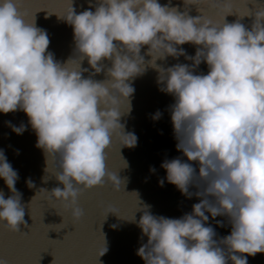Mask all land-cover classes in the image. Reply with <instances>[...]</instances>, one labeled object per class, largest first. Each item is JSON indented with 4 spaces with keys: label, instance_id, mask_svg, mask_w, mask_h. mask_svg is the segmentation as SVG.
<instances>
[{
    "label": "clouds",
    "instance_id": "clouds-1",
    "mask_svg": "<svg viewBox=\"0 0 264 264\" xmlns=\"http://www.w3.org/2000/svg\"><path fill=\"white\" fill-rule=\"evenodd\" d=\"M19 5L20 0H0V112L26 113L46 163L59 154L55 178L63 188H41L50 199L78 221L84 212L77 201L84 190L106 181L121 189L122 180L106 167V150L117 137L121 147L137 145V136L120 120L131 111L135 89L130 81L151 67L159 91L174 98L169 110L175 147L187 157L165 159L161 167L168 183L187 198L200 199L180 218L154 215L151 205L139 202V220L126 219L137 223L141 241L147 236L136 254L145 264H248V256L264 253V7L248 14L254 15L249 28L239 19L216 24L204 15L193 17L158 0H98L94 11L79 14L71 3L70 11L58 17L72 26L79 57L60 62L48 51L47 31L35 19L27 22ZM185 43L196 46L194 56L180 47ZM144 46L151 57L147 62ZM181 56L191 63H157ZM85 58L92 71L82 67ZM202 62L208 71L197 74ZM102 72L103 80L94 78ZM121 99L127 101L123 112ZM161 116L157 110L152 119ZM6 123L17 135L26 130L23 123ZM0 178L11 192L5 198L0 190V222L21 232V225L27 226L26 206L15 187L18 172L3 149ZM158 183L163 186L164 178ZM26 185L35 187L31 178ZM206 213L226 216L230 234L216 239ZM216 224L224 226L220 220ZM107 250L104 240L99 256ZM0 264L7 259L0 257Z\"/></svg>",
    "mask_w": 264,
    "mask_h": 264
},
{
    "label": "water",
    "instance_id": "water-1",
    "mask_svg": "<svg viewBox=\"0 0 264 264\" xmlns=\"http://www.w3.org/2000/svg\"><path fill=\"white\" fill-rule=\"evenodd\" d=\"M158 2L170 7L177 6L179 11H187L193 17L204 15L216 24H223L224 19L228 23L239 19L249 28L254 15L248 14H254L264 7V0H193L194 4L185 6L183 0ZM71 3L79 14L86 9L94 11L98 0H20L19 5L27 22L31 23L35 19L36 26L47 31L50 39L48 51L60 62L69 57H79L74 51L72 26L58 17L65 16L70 11ZM147 47L141 49L145 62L151 59L147 55ZM180 47L187 54L195 55V45L185 43ZM177 62L191 63L183 56L178 60L168 57L166 61H157L165 67ZM103 63L111 66L108 60ZM82 67L92 71L86 58L82 61ZM207 71V64L202 62L196 73L206 74ZM83 75L87 77L89 73ZM94 78L103 80L105 75L102 72ZM156 79L157 72L147 67L144 75L130 81L135 89L131 97V111L123 115L120 122L125 124V131L137 136V145L121 147V139L117 137L106 150V167L109 171L116 172L122 180L121 189L115 190L112 182L106 181L103 186L84 190L77 201L84 212L78 221L71 218L70 209L65 211L45 191L58 186L63 188L55 178V173L60 170L59 154L54 158L49 157L46 163L43 150L36 147L37 136L26 113L22 110L7 114L0 112V149L4 150L8 162L18 172L19 179L15 187L22 193L21 202L26 206L27 221V226L21 225V232H11L0 222V257L7 259L8 264H145L136 253L141 244L147 242V236L141 241L142 231L137 223L126 220L133 215L139 220L142 215L138 211L139 202L151 205L150 210L154 215L167 218H180L184 213L191 212L192 205L199 202L200 198L195 195L187 198L183 195L175 185L167 182L166 171L161 167L165 159L181 157L187 161V157L175 147L177 141L173 135L169 110L174 98L159 91ZM120 110H127V101L121 99ZM157 110L162 116L153 120L152 115ZM9 121L15 126L23 123L26 130L17 135L6 123ZM17 149L19 155L16 154ZM190 163L198 171L196 162ZM150 167H154L156 171L151 172ZM45 175L49 177L47 182L43 180ZM28 178L34 182V188L27 187ZM161 178H164L163 186L158 183ZM0 190L4 192L5 198L11 195L2 178ZM189 190L197 191L195 187H190ZM131 192H136L137 195ZM107 212L109 213L106 215ZM206 214L209 215L207 224L217 233L216 239L230 234L231 225L226 216L212 218L210 214ZM217 220L222 221L224 226L216 224ZM113 225L116 227H112ZM104 240L108 250L99 256L103 251ZM247 261L248 264H264V253L248 256Z\"/></svg>",
    "mask_w": 264,
    "mask_h": 264
}]
</instances>
